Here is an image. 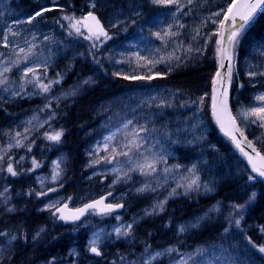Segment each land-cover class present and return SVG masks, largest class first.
I'll list each match as a JSON object with an SVG mask.
<instances>
[{
	"label": "rangeland",
	"instance_id": "obj_1",
	"mask_svg": "<svg viewBox=\"0 0 264 264\" xmlns=\"http://www.w3.org/2000/svg\"><path fill=\"white\" fill-rule=\"evenodd\" d=\"M28 1L31 6L19 8L22 0H0V69L3 66L11 67V71L5 74L7 83L0 85V102L32 99L43 93L51 95V89L57 83H52L47 92L41 91L39 87V83L48 84L57 81L55 78L51 80L47 77L43 72L45 67L55 65L58 60L63 58L56 69L67 70L64 68L63 62L66 57L70 61L71 56L72 58L81 56L83 54L81 50L86 47H89L91 51L93 48H99L94 50V56L90 54L88 57L90 66L87 67V70L92 73L85 76L86 73L80 74V76L76 75L77 80L75 81H73V77L68 80V83L71 82V84L67 88L44 100L42 106L46 107L47 105L46 108L44 107L45 109L42 106H39L40 110L37 109L38 107L33 110L28 109L22 118L18 117L0 127V155H3L5 160L7 159V164L11 162L16 171L24 170L28 163V144L32 138V132L29 130L32 128L36 130L48 129L60 112L59 104L81 96L90 85L98 83V79L101 81L104 78L111 80L114 76L147 77L159 72L160 76L151 80L144 79L139 83L136 82L137 80L124 79L129 85L126 89L109 90L94 105L93 119L84 130L86 148L84 162L81 164L85 174L84 182L89 185L84 186L75 200L68 201V204L77 206L113 191L115 194L112 197L126 205V212L109 217L105 223L101 218H98L96 213H91L85 222L78 224L72 231L74 234L86 233L85 248L90 249L91 241L96 239L97 247L101 250L106 243L112 245L117 241H122L123 237H129L135 224L165 213L168 203L176 199L179 191L182 200L184 198L189 200L187 205L190 206L186 209H195L198 212L185 218L186 209H180L179 212L174 211L173 214L168 215L167 219L174 223L175 237L163 244H155L139 264H144L151 254L157 252L166 254L165 250L168 248L177 249L184 236L194 230L201 229L205 230L204 232H214L220 239L214 241H221L222 244L201 242L197 245H190L182 242L184 249L180 252L174 251L175 254L168 264H175L176 261L181 260L184 254H195L201 248L209 249V252L215 256L227 255L218 249L212 250L213 245H223V248L236 258L237 264H264V253H260L258 250L260 246H264V231H262L264 223L260 226L255 222L245 225L247 220L245 218L252 211L259 194L257 183H264V181L254 176L248 165L221 134H219L221 138L217 141V146L210 144L208 130L201 122L199 114L194 111L195 108L190 104H188V109L185 107L186 92L179 86L173 85L176 89L172 88V84L161 80L165 79L168 73L180 72L184 69L201 71L200 66L206 62L209 49H205L200 39L208 38V27L219 26L218 21L223 16L222 14L216 16L214 13H222L223 10H214L210 13L200 12L195 0H192L191 3H188V0H177L167 6L153 4L152 0H120L115 3L113 1L111 3L109 0H87L85 14L96 11L107 28L111 30L110 39H100L96 42L97 47H93V41L83 38L84 35H88L83 27H81L83 35H77L68 27V21L62 19L66 15L74 17L75 1L67 0V4L66 2L64 4V0ZM44 8L53 10L44 12L32 24L26 22L28 15L31 16ZM178 8L179 11H177ZM25 13L28 15L24 16ZM47 13L54 16L45 20L44 17ZM82 13L83 11L76 14L75 19H82L84 15ZM41 17L43 19L39 21L38 19ZM17 21L25 22L16 23ZM133 21L135 22L133 23ZM179 25L184 27L181 28ZM169 26H172V32H178L179 35L172 37L168 45L165 46L154 33L168 31ZM9 29L18 32L19 35H12ZM5 33H8V48L3 47ZM249 33L248 28L245 29V33L244 31L241 33L236 44L237 49L233 53L231 102L234 116L237 117V123H239L242 132L264 155V127H259V122H250L256 119L255 117L244 119L242 115L243 111L264 104V101L257 100L258 96L264 95V76L250 77L248 75L252 71H264V27L257 37H253ZM33 44L37 47L32 48L33 54L28 57L27 61H24L23 53L19 56L16 55L20 48L27 51ZM189 47L192 48V51H188ZM198 48L200 51H196ZM212 50H214L213 45ZM161 57L164 58V62L155 63ZM174 57H180V60H176ZM18 59L21 63L18 66H12L11 62ZM211 66L213 69L212 80L215 69H217V59L214 68L211 64L206 69ZM27 67L36 69L35 75L39 78V83L36 81L25 83L21 89V77L23 70ZM139 72L147 73V75ZM32 77L33 74L29 73L26 79L32 80ZM133 87L137 89L132 90ZM13 92L18 94L13 95ZM51 103H54L55 106L51 107ZM128 121L131 123L125 128L124 124ZM133 129L136 130L135 133ZM17 133H20V136H17ZM112 133L116 134L114 139L106 141L105 137ZM46 134L49 135L44 133L45 139H47ZM16 139L21 140V147L14 146ZM221 139L225 141H221ZM212 140L214 142V138ZM48 141L45 143L50 146V150H38L45 158L32 159V162L33 160L36 163L44 162L43 168L41 165L35 168L32 166L35 174L30 179L34 185L46 193V202L43 203L39 212H53L55 208L50 209L49 205L58 207L67 201L60 189L54 186L66 176L70 161L69 155L59 143ZM9 144H12L13 147L9 148ZM180 144L184 147H193L191 150L194 153H190L186 163L180 165L175 163L170 167L158 166L159 163L172 156L174 148ZM5 150L7 151L5 152ZM12 151H17V153L13 155ZM123 152H128V156L122 155ZM21 157H23L22 160ZM4 159L0 161V169L7 168L3 162ZM108 160H111V163ZM149 163L154 164L156 171L151 175H143L138 166H143V171H150L147 167ZM193 165H195V170L194 173H191L188 169H191ZM54 170L59 173L55 181H53ZM7 174L9 173L7 172ZM6 176L4 175L2 179L6 180ZM249 176L254 179L249 180ZM196 177L199 178V187L193 185L189 189L190 180ZM4 185L6 184L0 185V192H4L5 188L8 191L4 193L3 197H0V216L15 212L16 208H21L20 204H24L22 198L19 197V192H12V187L7 185L4 187ZM145 185H147L146 188ZM178 185L180 186L178 187ZM140 188H145V190L138 191ZM230 190L233 191L234 205H244L243 209H239V214H237V209L232 206L226 208V206L212 204L213 197L222 198L217 195L218 193ZM231 195L232 193H230ZM205 199L209 202H202L206 201ZM161 202H163L162 210L157 206ZM191 202L193 204H190ZM9 208L13 211H8ZM213 208L219 210L209 212V209ZM230 217H234V219H230ZM177 218L183 219L177 220ZM235 219H240L239 227L236 226ZM5 222H7L6 218L0 219L1 225ZM128 225L132 226L130 230L127 228ZM181 226L185 228L183 232L180 231ZM116 228L121 229V235L116 234ZM225 229L228 231L225 232ZM126 231L128 234L124 235L123 233ZM251 231L257 232L260 236L259 244L253 242L256 247L249 244L247 233ZM13 236L19 239L17 235L13 234ZM19 236L21 237L20 234ZM42 237V233L36 236V232H33V235H30V242L37 241L38 243ZM15 240H11L10 237L0 243V252L3 251L4 258L8 261L11 259L10 245ZM3 245H7L6 249H1ZM75 249V247L68 249L67 255L75 253ZM47 250L34 256L38 262L41 260L37 264H48L45 262ZM161 256L152 260L151 264H154ZM106 258L107 256L103 260ZM53 260L50 264L53 262L64 264L61 259ZM201 260L204 264H224L222 259L220 261L212 260L211 255L205 257L193 255V259L189 260L188 264H198ZM76 262L77 258H74L72 263L66 264H77ZM93 262L94 259H90L85 263L92 264Z\"/></svg>",
	"mask_w": 264,
	"mask_h": 264
},
{
	"label": "bare ground",
	"instance_id": "obj_2",
	"mask_svg": "<svg viewBox=\"0 0 264 264\" xmlns=\"http://www.w3.org/2000/svg\"><path fill=\"white\" fill-rule=\"evenodd\" d=\"M84 2V5H86L87 0H82ZM111 3L112 1L118 2V0H109ZM67 4V0H64V4ZM69 2V1H68ZM30 2L28 0H22L20 3L19 8H24V7H29L31 6L29 4ZM68 6H71V4H68ZM94 15H97L98 13L96 11H92ZM28 14L25 13L24 16ZM51 16H54L51 13H47L44 17L45 20H49ZM30 16L28 15V18ZM43 18H39L38 20H42ZM89 47L84 48L81 50L83 53L81 56H74L71 60L68 61V58L64 59V68L65 69H70L71 74L70 78L75 77L77 75V70L82 69L83 66H78V63L81 62L85 64L86 60L91 54V50H89ZM94 66V65H91ZM79 72V70H78ZM89 89H86V91L80 96V99L77 98L74 101H69V104L71 107L76 108L80 107L83 105V101L81 99L86 98L89 96ZM231 93V92H230ZM100 99V98H99ZM98 98L95 100V102L89 103V106L92 105L91 107H88L86 110L87 115L93 119V108L96 102L99 100ZM38 100L37 102H39ZM40 106L42 104L38 103ZM39 105H36V103H33L34 107H38L37 109L40 110ZM32 109L30 106H27V108ZM44 106H42L43 109ZM6 107H3L0 109V114H2L1 111H3ZM35 109V108H33ZM32 109V110H33ZM42 112H45L44 110H41ZM59 114L58 116L53 119V123L49 126V128L43 132L44 130H39L40 132L48 133L49 135H52L53 131L56 132H62L64 134H67L68 141L65 143L64 146H67L69 149H78L79 151L76 154L71 153L68 149L65 151L69 155V159L71 162H73L74 167L73 171L71 170V165H68V170L66 175H69L72 172L77 176H75V184L69 185L68 187L61 189L60 184H56L54 187L59 188L60 191L66 196V202L64 204H67L68 201H73L75 200L76 196L82 191L84 186L89 185L87 182H84V169L82 167V163L84 162V150L86 148V141L85 140H79L76 139L74 141L70 142L71 139V132H72V124L70 121L72 116L69 113H65L63 109L59 108ZM40 112V111H39ZM6 120L8 121V116H6ZM2 126H5L8 124L6 121H0ZM43 134H39L37 132H32V143L34 147L38 146H45L47 147V143L49 142L48 139L44 138ZM232 148V144H229ZM13 155L17 153V151H12ZM78 166L77 172H75L74 168ZM31 178L26 179V180H21L18 182V188L19 190L25 195V196H31L33 195V199L31 202L28 203V205H25V203L20 204L19 206L21 208H16L15 212H10L6 216L9 220L13 221L20 227V231H16L13 228L5 226L4 224H0V232L6 233L3 236H0V243L3 242V240L12 237L13 234L17 235L19 239H16L14 241L13 246H10L11 249V259L9 260L10 264H37L38 261L34 256H38L39 253H43V250H47L46 254H51L53 256H59L63 258V263H72L74 258H77V264H86L90 259H93V253L84 247L85 241L82 239H75L74 232L72 231L73 228H76L75 224L73 222H66L65 225H63V220L57 219L56 216H48L43 214V212H39L41 206L43 203L46 202V194L45 195H38V193H45L44 191L40 190L37 185L34 186V183L30 181ZM2 183H5L7 185L6 180L2 177L0 178V185ZM4 185V187L6 186ZM54 188V189H56ZM1 189V187H0ZM1 191V190H0ZM108 195L113 196L115 193L113 191L107 192ZM182 195L178 191V195L175 200L170 201V203H173L174 205V211L179 212L180 209H182L180 203L183 202L185 205V202H189V200H182ZM221 198V197H220ZM119 204L122 207V212H126V205L118 201ZM168 203V204H170ZM85 204H88V202H84L82 204H79L77 206H73L75 209L77 208H82ZM190 204H193L192 202ZM212 204L220 205L222 207L230 208L231 206H234V200H233V193L231 196H227L226 198H221V199H216L213 197ZM190 205L188 204L187 207ZM169 207V205H168ZM128 210V209H127ZM197 213L195 209H186L184 214H186V217L191 216L193 213ZM131 213H132V207H131ZM165 214V213H163ZM156 215L152 218H150L147 221H141L133 226V229L135 230V233L132 234V236H126L123 237L122 241L117 242L116 247H112V245H107L109 249V253L107 255L106 261L104 264H139L141 260L144 259V253L145 250H151V247H154L155 244H163L175 237L174 232H173V227L174 223L171 222L169 219H167V216L164 215ZM173 214L171 211L168 215ZM183 219V218H177V220ZM3 226V227H2ZM43 228L44 231L40 232L42 235L46 237V243L48 246L53 248V244L55 245L56 248L54 249H49L45 248L44 246L46 245L45 242L42 241V239L37 243V241H33V243L30 242V235H33V232H39V230ZM255 228V227H254ZM152 230H158L159 232V239L154 237V245L151 243L153 240V234L152 232L150 233L149 231ZM148 231V232H147ZM76 233V231H75ZM198 232L196 230L192 231L189 235H187L185 243L190 244V245H197L201 242H211V243H219L217 241L211 240V238L208 236V232L200 235L201 238L199 240L190 238L194 234H197ZM21 235V237L19 236ZM248 239L254 242L255 244H259L260 241V236L258 235L257 232L251 231L250 233L248 232ZM84 237L85 235L82 234ZM177 241V240H176ZM143 246V248H141ZM75 249V253H71L70 255L68 254V249ZM141 248L140 251L135 253L136 249ZM182 247H178L176 251H182ZM175 254V252H173ZM141 254V255H140ZM165 256V255H164ZM172 256L166 255L165 258H162L161 263L159 264H168L170 260L172 259ZM48 264L47 260L45 261Z\"/></svg>",
	"mask_w": 264,
	"mask_h": 264
},
{
	"label": "snow or ice",
	"instance_id": "obj_3",
	"mask_svg": "<svg viewBox=\"0 0 264 264\" xmlns=\"http://www.w3.org/2000/svg\"><path fill=\"white\" fill-rule=\"evenodd\" d=\"M177 2V0H152L153 4L156 5H163V6H167L169 4L175 3ZM192 0H188V3H191ZM94 6V5H93ZM181 7H183L181 5ZM53 9L51 8H44L41 9L39 11H36L34 14H32L29 18H27L26 22L28 24H32L33 21L36 20L37 17H40L43 15L44 12L46 11H52ZM62 11V9H61ZM177 11H179V8L177 9ZM259 12H264V0H231V3L228 4L227 10L223 11L222 13H214V15L216 16H220L222 14L223 18L221 20L218 21L219 27H220V31H217L216 33H214V35L218 36L219 39H217L215 41V43L217 45H222V47H218L216 49V53H217V70L215 73V76L212 78V85H213V94H212V111H213V116L216 117L217 123L221 125V129L225 130V126L224 123L222 122L221 119V115L224 114L227 116V120L228 123L231 126V131H226V135H230L231 139L233 140L234 143H236L237 147L240 148V142L237 138V136L235 135L236 132H240V135L243 136V132L240 131V129L237 127V117L232 116L231 113L228 111V99H227V93H228V89L227 87H222V91H220V95H217L218 89H217V84L219 83L221 86H223L225 83H231L232 79H233V49L234 46L238 43V39L239 36L241 35V33L245 30V28L247 26H249L254 20L256 15ZM63 20H67L68 21V27L72 30L75 31L77 35H83V33L81 32V27H83L88 35H84L83 38L86 40H91L93 41L92 46L93 47H97L96 42L100 41L101 37H104L105 40L106 39H110V37L108 36L107 31L105 30V28L101 25L100 21L97 19V17L89 12L88 15L86 17H83L82 19L76 20L74 17L71 16H64L62 17ZM237 21H239V23H237ZM21 22H25V21H17L16 23H21ZM59 22V21H58ZM135 21H133L134 23ZM226 22H230L228 24V28L230 29V31H228L227 35H225V32L223 31V29H225V24ZM214 23H216V21H214ZM171 27L169 26V30L168 31H164V32H157L154 33V35L156 36L157 39L161 40V42L163 44H165V46L168 45L169 41L171 40L172 37L179 35L178 32H172L171 31ZM179 27H184L183 25H179ZM9 32H11L12 35H19L18 32L12 31L11 29H9ZM168 39H165V38ZM4 43H3V47L8 48L9 47V40H8V33L4 34ZM35 39V37H34ZM45 39H47V37H45ZM225 41L227 43H225ZM26 43H28L26 41ZM37 47V45L33 44L31 45V47H29L27 49V51L24 48H20L19 53H16L17 56H19L21 53H23L24 55V61H27L28 57L31 56L32 53V48ZM188 51H192V48L189 47ZM196 51H200V49H196ZM176 60H180V57H174ZM224 60H227L228 63L227 65L224 64ZM164 62V58L161 57L160 59L156 60L155 63H161ZM12 66H18L21 61L15 60L12 61ZM171 70V69H170ZM221 70H224L223 72ZM9 71H11V67L10 66H3L2 69H0V85H5L7 83V76L5 75L6 73H8ZM29 73L33 74L32 80H27L26 78L29 76ZM36 73V69L33 67H27L23 70V76L21 77V83H20V87L21 89L24 87L25 83H32L33 81H36L39 83V78L35 75ZM161 74L159 72L155 73V75L152 76H123L122 78L125 80L128 79H132V80H144V79H154L156 76H160ZM248 75L250 77H254L257 75L260 76H264V71H260V72H256V71H252L249 72ZM225 77H227V81H225ZM52 83H59V80L57 81H53V82H49L48 84H43V83H39V87L41 89V91L43 92H47L50 90ZM85 83H88V81H85ZM18 93L13 92V95H17ZM257 100L259 101H264V95H260L257 97ZM201 103H203V100L201 99L200 101ZM47 107V105H46ZM244 119H248L249 117H255L256 119L251 120V123H258L259 127H264V104L257 106V107H251L246 111H243L242 113ZM131 121H128L127 123L124 124V127L127 128L128 124H130ZM27 131V130H26ZM133 132L135 133L136 130L133 129ZM62 132H56L52 135H47L46 134V138L48 140H51L53 142H58L62 136ZM17 136H20V133L16 134ZM115 133H112L109 136L105 137L106 141H110L112 139H114L115 137ZM245 140H247V138H244ZM15 147H21L22 146V142L19 139H16L15 142ZM9 148L13 147L12 144H9L8 146ZM137 147H139V145H137ZM247 147L252 149V152L255 154V158L252 155H249L248 152L244 151L243 148H240L241 152L247 157L249 164L252 165V171L255 172L259 177L264 178V155H261V153L259 151H257V149L253 146L252 141H247ZM29 151H31V148L29 147L28 149ZM7 150H5L6 152ZM122 155L124 156H128V152H123ZM4 159L3 155H0V161H2ZM21 160L23 159V157L20 158ZM109 163H111V160H108ZM33 167H37V163L35 160H33ZM141 168L142 174L143 175H151L152 172L156 171V168L154 166L153 163H149L147 165V167L150 169V171H143V166H138ZM195 170V165H193V167L191 169H188L189 172L194 173ZM6 171L12 175V176H16L18 173L17 171L14 169L13 164L11 162H9L7 164V168ZM165 171H168V169H165ZM59 175L58 172H56L54 170V175H53V181H55V179L57 178V176ZM198 177H196L195 179L190 180L189 184H188V188L191 189L193 185L199 187L198 185ZM254 179V177L249 176V180ZM180 185H178L179 187ZM147 187V185H145V188ZM145 188H140L138 189V191H144ZM54 191V189H52ZM8 189L5 188L4 192H0V197L4 196V193L7 192ZM175 191V190H173ZM46 193H38V195H45ZM255 194L253 193V196ZM104 197H101V199L96 200L92 203H88L85 204L82 208H77L74 211L67 213L66 214V210H67V205L65 204L62 208L60 207H55V205H49L48 207L51 208H55V211L53 212V215L56 216L57 213H59L58 215V219L60 220H64V221H75V220H79L81 216H83L86 212H88L89 210H97V214H105V213H110L112 211H114L115 208L121 207V205L117 204V205H113V204H104ZM102 206V207H101ZM158 207L161 208V210L163 209V202H161L159 205H157ZM234 208L237 209V214H239V209H243L244 205H234ZM218 208H213V209H209V212L212 211H218ZM8 211H13V209L9 208ZM207 216V214H206ZM203 219V218H201ZM230 219H234V217H230ZM235 224L237 227L240 226V219H235ZM193 227L196 225H192ZM131 225H128L127 228L128 230L131 229ZM185 230L184 226H181L180 231L183 232ZM44 231L43 228H41L39 230V232L36 233V236H39L40 232ZM116 234L119 236L121 235V229L120 228H116L115 229ZM228 229H225V232H227ZM262 231H264V229H262ZM6 233L4 232H0V236L5 235ZM124 235H127L128 232H124ZM16 237L12 236L11 240H15ZM11 242V241H9ZM249 244H252L253 247H256V245L249 240ZM220 250L223 253H227V255L224 256H215L213 253L209 252V249H198L197 252L195 254L193 253H188V254H184L181 258V260L176 261L175 264H188V261L193 259V255L199 256V257H205L206 255H211L212 260L214 261H220L221 259L224 261V264H237V260L236 258L233 257V255L231 253H228V250L223 248V245H213L212 246V250ZM93 254H95L96 256H100L101 252L97 247V240L93 239L91 241V247L89 249ZM259 252L260 253H264V246H260L259 247ZM147 251V249H146ZM176 251V249L174 248H168L165 250V252L167 253H171ZM165 253H161V252H157L155 254H151L150 258L146 259L144 261V264H151L152 260H155L157 257L164 255ZM198 264H204L203 260L199 261Z\"/></svg>",
	"mask_w": 264,
	"mask_h": 264
},
{
	"label": "trees",
	"instance_id": "obj_4",
	"mask_svg": "<svg viewBox=\"0 0 264 264\" xmlns=\"http://www.w3.org/2000/svg\"><path fill=\"white\" fill-rule=\"evenodd\" d=\"M75 1L74 3V9L73 11H75L74 13V18L76 17V14L81 13L82 11H85V5L84 2L82 0H72ZM118 2H120V0H118ZM195 2L198 3L197 8L200 9V12H204V13H210L214 10H223L226 11L228 4L231 3V0H195ZM83 14V13H82ZM82 14H79L82 16ZM264 27V12H259L256 17L255 20L247 27L250 31V35L253 37H257L260 33V31L262 30V28ZM212 28V29H211ZM208 27V38H202L200 39L201 42L204 44L205 49H209L207 55H206V62L203 63L200 67L201 71L199 72V70H195V69H184L182 71H176L174 73H168L166 74V78L161 79L163 82H167V84H172L175 86H179L180 89L184 90L186 92L187 98L184 99V101L186 102L185 107L188 109V104L192 105V107H194V111L197 112L200 116V120L201 122H203V124H205V128L208 130V136L210 139V144L217 146L218 145V140L221 138V136L219 135L220 133L217 131V129L215 128L212 119H211V114H210V103H211V96H212V88L213 85L211 83V76H212V72L213 69L212 66L208 69H206L209 65L213 64V68H214V64L216 65V59H217V53H216V49L219 47V45H217L215 43V41L217 39H219L218 36L214 35V33H216L217 31L220 30L219 26L216 27ZM215 28H217L216 30H214ZM212 45L214 46V50H212ZM212 58V60H211ZM82 62V61H81ZM78 63V66H83L82 69H78L77 70V75L89 72L87 70V67L90 66L89 62H84ZM217 69H215L216 72ZM214 72V74H215ZM76 76V75H75ZM214 77V76H213ZM77 78L74 77V80H76ZM137 83L141 82V80H137ZM129 85H127L126 81L122 78V77H115L113 80H110L108 78H104L102 81L100 80L98 85L96 86H91L89 87V96H87L84 99H81L83 101V105H81L80 107H76V108H70L68 109V113L72 116L71 120V124H72V132H71V141H74L76 139L79 140H84L83 135H84V130L86 129V127L90 124L91 122V118L87 115L86 110L88 107H91L92 105L89 106V103L91 102H95V100L98 98H102L106 93L112 90H116L118 88H122V89H126ZM132 87V86H130ZM129 87V88H130ZM134 88V87H133ZM93 98V99H92ZM201 99L203 100V103H201ZM212 138H214V142L212 140ZM218 138V139H217ZM60 140L62 141L63 144V148L64 149H68L71 153L76 154L79 150L77 149H69L67 146H64L65 143L68 141L67 138V134H62ZM221 141H225L224 139H221ZM227 146V145H226ZM35 150H42V149H47V147L45 146H38V147H34ZM192 153H194V151H192L191 149H189ZM184 152V156L186 155V153L188 152L187 150L183 149ZM43 154L40 152L39 157L42 158ZM184 156L182 157V153L180 156V160L178 159L177 161H175L178 164H185L186 160ZM190 156V155H189ZM188 156V157H189ZM70 165H71V170L73 171V167L74 164L73 162L70 161ZM73 166V167H72ZM75 172H77L78 170V166H76L74 168ZM67 175L64 180L62 181V183L60 184V188L64 189L66 187H68L69 185H73L74 186V182H75V174L74 172H72ZM77 179V176H76ZM74 183V184H73ZM226 189V188H225ZM257 189L259 191L258 196L256 197V201L253 205L252 211L249 212V215L245 218L246 223L245 225H247V223L249 224V222H255L256 224H258L259 226L261 224L264 223V183L263 182H258L257 183ZM222 193V192H221ZM218 193L217 195L222 197V198H226V196H230V193H233V191H226L225 193ZM25 196V195H24ZM216 198V197H215ZM188 200V199H186ZM206 201H202V202H209V200L205 199ZM182 209H186L187 207V202H185V205L182 203H180ZM172 210V208H170ZM49 216V215H48ZM254 223V224H255ZM250 225V224H249ZM211 230V229H210ZM205 230H202L201 233H197L194 234L192 237L193 239L199 240L200 235H202ZM148 232V231H147ZM150 233L152 232L153 234V240H152V244L154 245V237L158 236L155 238V240L157 238H159V232L158 230H152L149 231ZM204 233H207L204 232ZM208 236L211 238V240H220L218 235H215L214 232L209 231ZM155 235V236H154ZM219 243H221V241H217ZM224 243V241H223ZM222 244V243H221ZM45 248H49V249H54L56 248L55 245L53 244V248H51L50 246L47 245L46 243V247ZM141 248H143V246H141ZM141 248L136 249L135 253H137L138 251L141 250ZM141 255V254H140Z\"/></svg>",
	"mask_w": 264,
	"mask_h": 264
},
{
	"label": "water",
	"instance_id": "obj_5",
	"mask_svg": "<svg viewBox=\"0 0 264 264\" xmlns=\"http://www.w3.org/2000/svg\"><path fill=\"white\" fill-rule=\"evenodd\" d=\"M230 22H226V24H225V29H223V31L225 32V35H227V33H228V31H230V29L228 28V24H229ZM237 23H239V21H237ZM225 43H227L226 41H225ZM224 62V64L225 65H227V63H228V61L227 60H224L223 61ZM222 72L224 71V70H221ZM225 81H227V77H225ZM230 86H231V83L229 84V83H225L223 86H221L219 83L217 84V89H218V92H217V95L219 96L220 95V91H222V87H227V89H228V93H227V99H228V104H227V107H228V111L231 113V115H232V112H231V109H230V104H229V99H230ZM212 114H213V111H212ZM233 116V115H232ZM213 118H214V120H215V124H216V126H217V128L219 129V131L230 141V143L233 145V146H235L236 147V149L243 155V157H244V159L248 162V164H249V161H248V159H247V157L241 152V150H240V148H243L244 149V151H246V152H248L249 153V155H252L254 158H255V154L252 152V149L251 148H249V147H247V141L244 139V136H241L240 135V132H236L235 133V135L237 136V138H238V140H239V142H240V148H238L237 147V145H236V143H234L233 142V140L231 139V137H230V135H226L225 133H226V131H231V126H230V124L228 123V120H227V116L226 115H224V114H222L221 115V119H222V122L224 123V126H225V130H222L221 129V125L220 124H218L217 123V120H216V117H214L213 116ZM238 127V126H237ZM239 128V127H238ZM250 166H251V168H252V165L251 164H249ZM255 173V172H254ZM255 175L257 176V177H259L256 173H255ZM260 179H262V180H264V178H262V177H259ZM63 207V206H62ZM62 207H60V208H62ZM72 211H74V210H69V209H67L66 210V214L67 213H70V212H72ZM85 215V214H84ZM83 215V216H84ZM83 216H81L80 217V219L83 217ZM79 219V220H80ZM75 221H77V220H75ZM63 222H74V221H72V220H69V221H64L63 220Z\"/></svg>",
	"mask_w": 264,
	"mask_h": 264
},
{
	"label": "flooded vegetation",
	"instance_id": "obj_6",
	"mask_svg": "<svg viewBox=\"0 0 264 264\" xmlns=\"http://www.w3.org/2000/svg\"><path fill=\"white\" fill-rule=\"evenodd\" d=\"M18 109V112L15 113V110ZM11 117L12 118H15L17 117L18 115H21L22 114V102H17L13 105V107L11 108ZM1 116V114H0Z\"/></svg>",
	"mask_w": 264,
	"mask_h": 264
}]
</instances>
